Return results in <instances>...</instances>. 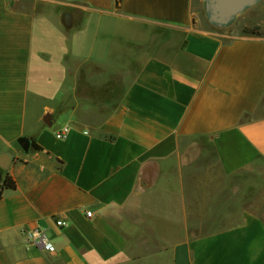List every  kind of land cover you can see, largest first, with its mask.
Wrapping results in <instances>:
<instances>
[{
  "label": "crops",
  "instance_id": "0c3cea01",
  "mask_svg": "<svg viewBox=\"0 0 264 264\" xmlns=\"http://www.w3.org/2000/svg\"><path fill=\"white\" fill-rule=\"evenodd\" d=\"M195 1L0 0V154L17 183L0 264H264L262 217L187 223L211 187L264 166V22L226 40ZM99 64L135 72L119 102L96 130L74 113L57 126L71 93L94 107ZM36 226L56 255L27 242Z\"/></svg>",
  "mask_w": 264,
  "mask_h": 264
},
{
  "label": "rangeland",
  "instance_id": "374dc122",
  "mask_svg": "<svg viewBox=\"0 0 264 264\" xmlns=\"http://www.w3.org/2000/svg\"><path fill=\"white\" fill-rule=\"evenodd\" d=\"M257 8L253 7L239 13L231 25L221 29L225 30L224 33L212 27L208 21L205 2L198 3L195 1L196 20L198 23L204 26H211L214 30L224 34L226 40L242 35V25L244 26V24L245 29H251L256 27L253 22H264V12H258ZM92 70L93 67L90 79L97 84L94 107L88 109L75 108L74 94L71 93L67 108L65 110L58 109L53 115L57 126L62 122L63 114L74 113L79 115L93 130H96L103 124L112 112L113 107L119 102L125 86L132 79V74L135 73L124 68L102 64L97 65L95 68L96 76ZM263 111L261 109L260 114ZM213 185H215L214 188H218L216 183ZM222 186L223 183L220 184L218 189L211 187L210 196L207 199L200 198L196 201L195 206L192 205V208H195L192 214L195 219L187 223L194 234L211 233L238 225L242 222L245 213H253L264 219V166L257 167L253 172L242 173L239 177L227 176L225 188ZM206 201L208 203L205 204Z\"/></svg>",
  "mask_w": 264,
  "mask_h": 264
},
{
  "label": "water",
  "instance_id": "95a60500",
  "mask_svg": "<svg viewBox=\"0 0 264 264\" xmlns=\"http://www.w3.org/2000/svg\"><path fill=\"white\" fill-rule=\"evenodd\" d=\"M261 0H205V10L208 21L219 28L231 25L241 11H245L260 3ZM48 124L51 126L52 122ZM19 146L25 152H29L31 142L28 138H21ZM13 162V155L9 153L0 154V168L7 171Z\"/></svg>",
  "mask_w": 264,
  "mask_h": 264
},
{
  "label": "built area",
  "instance_id": "2783aa9c",
  "mask_svg": "<svg viewBox=\"0 0 264 264\" xmlns=\"http://www.w3.org/2000/svg\"><path fill=\"white\" fill-rule=\"evenodd\" d=\"M68 131H69L68 126H64L63 128H61L56 132V137L58 139H64L67 136ZM87 215L91 216L92 213L87 212ZM56 224L62 227L65 226V222L63 220H56ZM25 236L29 244L41 247L50 255L54 256L57 254V248L49 238L45 229L39 226L33 227L25 231Z\"/></svg>",
  "mask_w": 264,
  "mask_h": 264
},
{
  "label": "trees",
  "instance_id": "16d2710c",
  "mask_svg": "<svg viewBox=\"0 0 264 264\" xmlns=\"http://www.w3.org/2000/svg\"><path fill=\"white\" fill-rule=\"evenodd\" d=\"M32 147L37 151L42 150V147L36 144L34 141L32 142ZM16 187H17V183L15 179L9 174V172L0 168V199L2 198L3 193L5 191L15 190Z\"/></svg>",
  "mask_w": 264,
  "mask_h": 264
}]
</instances>
